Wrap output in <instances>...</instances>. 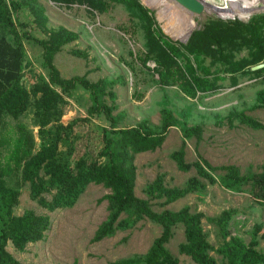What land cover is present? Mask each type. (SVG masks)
Wrapping results in <instances>:
<instances>
[{
	"label": "rangeland",
	"instance_id": "rangeland-1",
	"mask_svg": "<svg viewBox=\"0 0 264 264\" xmlns=\"http://www.w3.org/2000/svg\"><path fill=\"white\" fill-rule=\"evenodd\" d=\"M137 1L153 12L155 27L168 40L176 42L178 47L179 43L187 42L192 32L202 29L208 20L246 24L251 17L264 18V0H205L216 11L206 10L196 17L172 0L167 2L173 12L167 10L162 0ZM33 7L43 8L46 17L44 25L35 20L30 8L20 11L15 17L19 23L16 29L25 51L18 85L28 96V109L17 120L9 114H6L5 120L6 130L12 131L16 122H22L32 131L34 152H38L53 137L57 125L69 126L58 144V150L71 156L72 163L73 159L85 153L95 155L102 145V129L109 126L104 116L88 114L92 105L90 94L80 85L68 94L54 87L62 98V102L57 101L58 122L52 119L45 126L34 125L35 112H38L36 102L42 96L38 88L42 78L48 82V77L42 65L41 48L31 38L47 39L52 31L63 27L77 33L78 38L63 46L55 55L53 63L59 76L62 79L83 77L90 83L114 80L113 85L107 86L103 100L112 109L118 129L134 127L146 121L151 128L159 130L161 111L166 109L172 113L177 124L201 128L199 142L195 137L185 140L184 158L187 163L202 158L212 167L234 165L241 173L261 170L264 165V109L255 107V104L257 93L264 90V75L258 78L236 75L234 82L223 71L221 61L213 64L209 58L201 57L195 63L190 57V63L196 68L195 74L215 82L206 91L189 96L181 90L179 82L162 85L152 61L143 63L146 51L144 23L136 10L108 2V9L99 13L85 5L66 6L51 0H37ZM187 14L195 21L194 29L187 30L193 23L186 19ZM20 23L26 27L20 26ZM24 32L30 37L22 35ZM8 38L11 40V37ZM248 51L243 49L235 53L234 60L247 57ZM179 62L182 66L186 64L183 56L179 57ZM237 113L251 117L261 127H250L236 118L230 120V116ZM77 119L84 121L73 123ZM182 142L180 127H171L160 148L135 156V195L148 200L156 212L164 209L178 211L188 207L192 213H201L203 232L213 248L210 255L217 264H226V259L217 252L226 241L218 235L208 218H214L224 210L233 211L228 223L230 237L238 238L246 246L251 242L255 227H260L254 249L264 255V240L261 238L264 233V202L251 196L249 186H243L239 191L228 190L220 182L221 173L213 172L215 182L201 180L205 185L201 193L188 194L166 206L160 205L162 200L149 198L146 187L158 176L162 177L164 186L168 188H181L189 178L196 176L194 169L178 171L169 157L181 147ZM18 178L14 177L11 184L20 193L13 214L21 216L30 210L39 216H49L51 221L43 241L27 244L23 251L7 243L6 251L21 264H70L73 261L78 264H107L145 254L161 233L157 224L144 219L131 230L117 232L111 238L92 243L95 230L107 217V202L98 201L109 193L108 190L101 185L91 184L72 208L50 213L31 200L29 184L19 185ZM44 196L50 199V195ZM184 243V228L178 225L173 229L166 248L178 264H196L188 255L180 252V245Z\"/></svg>",
	"mask_w": 264,
	"mask_h": 264
},
{
	"label": "trees",
	"instance_id": "trees-1",
	"mask_svg": "<svg viewBox=\"0 0 264 264\" xmlns=\"http://www.w3.org/2000/svg\"><path fill=\"white\" fill-rule=\"evenodd\" d=\"M36 1L0 0V264H21L6 251L7 243H11L16 250L23 251L27 244L43 241L51 225L49 216H39L30 210L21 216L13 214L20 196L19 189L11 185L14 177H19V185L28 183L31 200L50 213L72 208L91 184L101 185L108 190L109 193L98 201L107 202V217L95 230L92 243L111 238L117 232L131 230L144 219L160 227V235L145 254L107 264H178L177 259L166 248L173 235V229L178 225L183 226L185 234V243L180 245V252L188 255L196 264H217L210 255L213 248L203 232L201 213H192L188 207L178 211L164 209L156 212L148 200L135 195V156L160 148L168 130L171 127H180L183 142L169 157L178 171L189 172L194 169L196 176L189 178L181 188H168L164 186L162 177H156L146 187V193L150 199L162 200L161 206L174 203L188 194L201 193L205 189L201 180L215 182L213 172L221 173L220 182L226 189L239 191L241 187L249 186L251 196L264 202V165L259 172L248 170L241 173L234 165L212 167L202 158L187 163L184 158L185 140L195 137L199 142L201 128L177 124L172 113L166 109L161 111L159 130L151 128L146 121L134 127L118 129L114 123L112 109L103 100L107 86L113 85L114 80L90 83L83 77L62 79L54 66L55 55L63 46L77 40V33L59 27L52 31L47 39L31 38L41 48L42 65L48 77V82L42 78L38 88L42 96L36 102L38 112H35L34 125L42 127L52 119L58 122L57 103L62 102V98L54 87L68 94L80 85L90 94L92 105L88 114L102 115L109 121V126L102 129V145L98 152L95 155L85 153L73 159L71 163V156L58 150V144L63 140L62 137L69 126L57 125L53 137L43 144L38 152H34L33 133L24 123L16 122L12 131L6 130V114L17 120L18 116L28 109V96L18 85L25 51L16 29L19 23L15 17L20 11L30 8L35 20L44 25V10L41 7H33ZM51 1L66 6L81 4L99 13L108 9V2L136 10L139 19L144 23L146 51L143 63L152 61L162 85L170 86L179 82L181 90L189 96H195L198 91H206L213 87L215 82L195 74L196 68L190 63V57L195 63L201 57L209 58L213 64L221 61L223 71L229 74L234 82L236 75L256 78L264 75V66L255 71L250 70L253 66L264 64V18L261 16L251 17L246 24L238 21L208 20L202 29L195 30L187 42L179 43L178 47L176 42L168 40L155 27L153 12L137 0ZM20 26L26 27L22 23ZM22 35L30 37L26 32ZM8 37H11V40ZM243 49L249 50L247 57L234 60V54ZM180 56L186 61L184 66L179 62ZM255 107L264 109V90L257 93ZM233 118L250 127H261L254 119L242 113L231 115L230 120ZM42 119L44 121L41 122ZM81 121L84 119L74 120L73 123ZM4 150L6 152L3 154ZM45 194L50 195V199H46ZM232 214V210H224L218 216L208 218L218 235L226 241L217 252L226 259V264H264V255L254 249L255 237L260 227H255L251 242L246 246L238 238L230 237L228 223ZM261 238L264 240V233ZM70 264L78 263L73 261Z\"/></svg>",
	"mask_w": 264,
	"mask_h": 264
},
{
	"label": "water",
	"instance_id": "water-1",
	"mask_svg": "<svg viewBox=\"0 0 264 264\" xmlns=\"http://www.w3.org/2000/svg\"><path fill=\"white\" fill-rule=\"evenodd\" d=\"M172 1L176 5H178L181 9L185 10L187 13H190L195 16H200L207 9L206 5L202 2V0H172ZM263 66L264 64L261 63L259 65L251 67L250 70L255 71L261 69Z\"/></svg>",
	"mask_w": 264,
	"mask_h": 264
},
{
	"label": "bare ground",
	"instance_id": "bare-ground-1",
	"mask_svg": "<svg viewBox=\"0 0 264 264\" xmlns=\"http://www.w3.org/2000/svg\"><path fill=\"white\" fill-rule=\"evenodd\" d=\"M162 1H164L163 3L167 6V10L169 11H171V12H173L172 11V9H170V7H169V5H168V2H167V0H162ZM202 2L206 5V7H207V9L206 10H208L209 12H214V11H216V10H214V8H212L211 6V4L210 3H208L207 1H205V0H202ZM207 3V4H206ZM161 4V3H160ZM162 6V5H161ZM175 7V6H174ZM167 10H165L166 12H167ZM208 13V12H207ZM188 15V14H187ZM196 17V16H195ZM189 22H193V23H191L190 25H189V27L187 28V30H191V29H194V27H195V21L193 20V18L190 16V15H188V17L186 18ZM187 36V35H186Z\"/></svg>",
	"mask_w": 264,
	"mask_h": 264
}]
</instances>
